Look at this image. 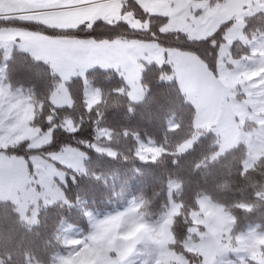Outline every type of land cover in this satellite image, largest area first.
Listing matches in <instances>:
<instances>
[{"label": "trees", "instance_id": "1", "mask_svg": "<svg viewBox=\"0 0 264 264\" xmlns=\"http://www.w3.org/2000/svg\"><path fill=\"white\" fill-rule=\"evenodd\" d=\"M207 1L214 4L224 0ZM120 11H131L139 20L147 21V27L137 29L123 20L107 22L99 18L89 24L59 28L4 17L0 18V28L18 27L54 37L155 41L162 47L195 54L216 74L218 51L233 19L224 21L205 37L192 39L182 31L163 29L167 16L148 13L136 0H125ZM242 32L248 38L264 33V11L244 17ZM249 53V46L240 40L232 41L229 46L232 59ZM2 62L3 49L0 47V65ZM5 65L6 82L11 88L20 87L27 92L34 105L31 125L41 131H52L50 141L39 147H29L28 140H22L0 150L28 160L33 154L45 156L64 146H73L86 157L83 171L57 163L66 171L64 181L58 182L65 200L40 206L32 224L25 222L11 201L0 199V264H50L53 253L62 248L57 234L60 224L69 222L86 229L85 209L120 208L132 196L139 201V211L147 213L144 217L154 220L169 204L171 180L179 183L174 200L180 203L171 224L172 247L189 261L199 258L187 250L183 242L192 224L190 212L197 209V198L201 195H208L233 215L230 231L233 243L234 236L249 224L258 223L264 229V155L245 168V144L240 142L217 154L218 138L210 130H204L187 150L177 151L178 145L196 131L195 107L180 90L168 63L144 64L140 82L145 94L139 101L130 99L124 77L119 72L90 68L83 76H73L66 82L72 103L61 106L54 105L50 99L60 78L49 64L14 48ZM86 83L100 91L99 100L90 107L84 95ZM67 118L73 123L71 130L64 127ZM169 119L175 121L174 128L168 127ZM99 128H105L108 135L98 136ZM147 138L162 152L155 159L142 160L136 153L137 139ZM93 144L114 153L96 150ZM28 168L31 172L29 162ZM248 263L259 264L252 259Z\"/></svg>", "mask_w": 264, "mask_h": 264}, {"label": "rangeland", "instance_id": "2", "mask_svg": "<svg viewBox=\"0 0 264 264\" xmlns=\"http://www.w3.org/2000/svg\"><path fill=\"white\" fill-rule=\"evenodd\" d=\"M120 1L121 4L125 2L7 0L5 6H0H11L13 10H0V18L32 20L59 28H73L100 18L107 22L123 20L131 27L145 29L147 21L139 20L131 11L120 13ZM139 1L148 13L167 16L168 20L163 29L182 31L192 39L205 37L224 21L233 19V23L224 33L225 41L218 51V74L215 78L202 61L199 62L209 72L210 77L199 65L192 64V61L179 56L172 58L182 83H186L183 85L187 100L195 103L197 110L194 120L196 131L178 145L177 151L187 150L204 130H210L218 138L217 154L242 142L247 149L243 165L245 168L252 166L264 155V38L263 35L248 38L242 32V26L244 17L259 10L264 11V0H224L214 4L207 0ZM38 35L46 38L39 39ZM15 38H19L21 42L20 49L31 51L35 59L51 60L53 66L59 64V70L55 73L59 74L60 81L50 99L57 106L70 105L72 101L66 82L73 76L80 75L84 66L77 67L78 70L75 71L68 63L69 57L71 54L79 56L82 53L87 63L91 62L96 55V49L90 46L94 45L95 41H69L31 30L3 27L0 29V47L3 49V62L0 67L5 66V61L15 48ZM234 40L247 44L250 53L232 59L229 56V46ZM182 73L185 74L184 78ZM126 85L131 100L142 99L145 88L140 82L136 68L129 70ZM96 90L99 91L89 85L86 91L88 107L99 98ZM6 98L9 103L15 101L11 97ZM63 124L69 130L74 128L70 118L65 119ZM175 126V121L169 119L168 127ZM14 127H0V149L22 140H28L29 147H39L51 139L52 129L41 131L37 126L27 127L25 123ZM108 133L105 128L97 130L98 136H107ZM93 146L96 150L114 153L97 144ZM161 152L162 149L152 139H137L136 153L140 159H155ZM85 157L83 151L73 146H64L59 151L45 156L33 154L28 160L0 150V199L11 201L25 222L32 224L36 221L40 206L65 200L58 182L64 181L66 171L57 166V163L74 171H83ZM28 162L32 167L30 177ZM168 186L169 204L154 220L141 216L139 201L131 196L120 208L104 211L85 209L88 219L86 229L69 222L61 223L57 234L62 248L53 253L50 264H249L250 259L264 264V229L258 223L249 224L234 236L233 243L230 234L233 225L229 216L231 213L222 204L212 203V199H209L212 202L202 199L199 205L200 196L197 198V209L190 212L192 224L189 227V236L183 242L184 247L196 253L199 258L191 262L182 253L176 252L172 247L174 238L171 224L180 207V203L174 200L178 194L179 183L171 180ZM116 215H123L127 219V224L122 223L116 230L117 237L143 220L149 221L153 230L143 234L141 243L135 245L131 251H125V242L120 239L109 246L112 239L110 232L105 234L103 239L97 237L102 231L100 225L114 219Z\"/></svg>", "mask_w": 264, "mask_h": 264}, {"label": "crops", "instance_id": "3", "mask_svg": "<svg viewBox=\"0 0 264 264\" xmlns=\"http://www.w3.org/2000/svg\"><path fill=\"white\" fill-rule=\"evenodd\" d=\"M5 2H7V0H0V5L5 6ZM137 2L142 6V4L140 3L139 0ZM118 5H119L118 8L120 9L121 8V1L119 2ZM4 6L3 7L0 6L1 11L13 10V9H11V6H10V8L4 7ZM120 13H121V11H120ZM5 28H14V27H5ZM16 28H18V27H16ZM0 29H3V27ZM20 29H24V28H20ZM21 31L24 33L23 30H21ZM44 35H46V34H44ZM260 35H263V38H264V33H260L259 35L254 36V37H258ZM47 36H49V35H47ZM38 37H39V39H42V40L46 38V37L39 36V35H38ZM50 37H54V36H50ZM55 38H64V39H67L69 41L70 40H74V41L80 40V41H85V42H87V40H88L87 38H71V37H55ZM91 40H93V39H91ZM93 41H95V44L91 45L90 48L92 47V48L96 49V52H95L96 55L94 58L91 59V62L87 63L88 61L83 56L82 53H80L79 56H76V54H71L69 57L68 63H70L75 68V71L78 70V69H76L77 67L82 68V66H84L83 69H81L82 71L80 73V76H83L85 74V72L90 68L99 67V68H104V69H114L115 71L119 72L124 77V80L126 82L128 72L132 68H136L137 74L141 76V73H142V70L144 68L145 63H150V62H155L157 64L168 63L173 70V75L177 81V84H178L180 90L182 91V93L185 95V98L187 99L186 92H185L184 85H183L185 82L182 83L181 78H180L179 74L177 73L176 66H175L174 62L172 61V58L179 56V57H182L188 61H192V64H197L200 66L201 69H204L205 74L207 76L209 75L208 73L210 72V70L207 68L206 65H205L206 69L209 72H207V70H205V68L199 62L202 60L199 57H197L195 54L187 52V51H181V50H178L176 48L162 47L159 44H157L155 41H145V40H137V39H120V38H116V39H112V40H93ZM14 42H15L14 43L15 48L20 49L21 48V45H20L21 42L19 41V38H15ZM0 44H1V40H0ZM79 47L81 48V45ZM26 52H28V51H26ZM28 53L33 58H35L34 55L31 53V51H29ZM192 55H195V57H193ZM82 57L85 58V61L83 60L84 58H82ZM44 62L49 64V66L52 68L53 72H57L59 70V67H60L59 64L53 66L51 60H46ZM85 63H87V64H85ZM217 66H218V64H217ZM212 74L214 75L213 77L215 78L218 74V70H217L216 74H214V73H212ZM57 75L59 76V74H57ZM182 76L184 78L185 74H183ZM208 77H210V76H208ZM89 85L90 84L86 83L84 86V95L85 96H86V91H87ZM185 85H186V83H185ZM94 88H96V87H94ZM97 93L99 94V98H100V91H97ZM0 94L5 95L6 97H11L12 99L15 100L14 102L9 103V105L5 106V104H4L3 106H0V127L15 128L14 126H16V125L18 126L20 124L22 125L23 123H25V125L27 127L31 126L30 121H31V118L33 115L34 105L31 102L27 92L22 90L20 87H18V88H11L10 87L9 83H7L5 80V72L3 74L0 73ZM99 98H98V100H99ZM85 100H86V97H85ZM188 101H190V100H188ZM191 103L195 107V118H196V116H197L196 106H195V103H193V102H191ZM30 176H31V172L29 171V177ZM202 199H208L209 200L211 198L207 195L200 196L198 198L199 205H200V203H201L200 201ZM209 201L212 202L213 200L212 201L209 200ZM212 203L218 204L215 201H213ZM229 216H230L231 222L233 224L234 217L232 214H230Z\"/></svg>", "mask_w": 264, "mask_h": 264}, {"label": "clouds", "instance_id": "4", "mask_svg": "<svg viewBox=\"0 0 264 264\" xmlns=\"http://www.w3.org/2000/svg\"><path fill=\"white\" fill-rule=\"evenodd\" d=\"M9 103L6 96L0 94V106ZM243 175V174H242ZM147 215L146 212H142L141 216ZM127 224V219L123 215H116L114 219L108 220L106 223L100 225L102 231L100 236L97 239H103L105 234L111 233L112 239L109 241V246H111L117 239H120L125 242V251H131L135 245L141 243L143 239V234L151 232L153 230V225L147 221L143 220V222H137L132 227H129L125 230L122 236H116V230L121 227V225Z\"/></svg>", "mask_w": 264, "mask_h": 264}, {"label": "snow or ice", "instance_id": "5", "mask_svg": "<svg viewBox=\"0 0 264 264\" xmlns=\"http://www.w3.org/2000/svg\"><path fill=\"white\" fill-rule=\"evenodd\" d=\"M25 23H29V21H25ZM213 47H216L215 44H213ZM7 70V65L4 67H0V73L5 72ZM39 75V73H37ZM72 83H75V81H72Z\"/></svg>", "mask_w": 264, "mask_h": 264}]
</instances>
